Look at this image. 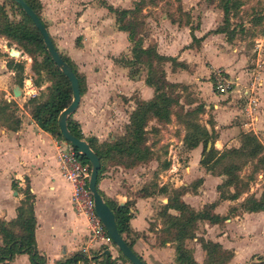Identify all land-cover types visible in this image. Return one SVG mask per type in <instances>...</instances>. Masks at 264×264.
I'll list each match as a JSON object with an SVG mask.
<instances>
[{"label": "crops", "instance_id": "obj_1", "mask_svg": "<svg viewBox=\"0 0 264 264\" xmlns=\"http://www.w3.org/2000/svg\"><path fill=\"white\" fill-rule=\"evenodd\" d=\"M135 1L38 0L40 19L55 48L70 59L83 77L78 104L69 115L78 123L83 138H95L98 148H106L126 135L130 130V115L138 101L149 100L154 93L153 87L145 82L146 65L133 59L127 32L117 27L114 13L107 8L108 4L114 8H132ZM205 5L204 0H196L191 5L182 3V9L190 8V18L199 15V23L192 26L191 22L179 23L166 14L154 21L149 13H153V10L144 2L140 6V19L141 27L145 25L146 28L137 31L134 37L140 39L142 48L153 46L158 54L173 58L163 61L164 78L169 82L189 84L195 89L198 103L203 108L199 115L206 117L200 118L199 122L209 132H213L212 145L215 148L236 146L240 132L253 133L260 141L258 134H264V65L262 70L257 71L259 81L256 102L250 108L247 107L249 114L241 111L225 94L212 90L208 79L210 71L222 66L233 72L244 58L241 56L242 59H238L235 50L229 49L230 44L220 36L222 32L209 31L212 26L206 27L207 16L217 12ZM218 35L220 43L215 40ZM4 76L0 74V77ZM167 124L168 121L162 122L149 116L143 125L144 144L150 151L149 157L126 164L109 149L106 155L103 154L101 175L96 181V188L116 206L132 201V204L129 203V211L132 212L128 219L130 232L126 240L131 241V249L146 263L136 247H151L144 235L152 234L148 213L154 193L146 190L142 183V186H138L142 179L137 174V167L159 166L161 170H166L167 165L163 166L161 161V135ZM154 132H158L159 139H150ZM208 142L210 145L211 141ZM179 143L183 144L182 140ZM182 146L188 156L186 171L197 172V185L205 179L212 180L214 191L218 194L216 185L224 176L208 171L199 164L201 143L191 148L184 144ZM176 165L179 166L178 160ZM12 183H15V188ZM159 183L158 188L163 186L164 181ZM197 185L192 187V194H197ZM25 187L32 195L34 242L38 253L44 256L43 264H56L74 253L81 255L77 264H104L107 255L112 261H121L117 247L108 236H88L86 219L73 208L70 186L59 172L54 137L27 112L25 115L20 114V122L12 129L0 126V219L10 220L15 216V207L24 196ZM187 188L180 194V199L185 203L183 195L188 192ZM229 190L233 191L231 186ZM163 192L158 189L157 194L163 196ZM241 192L242 195L246 194ZM238 196L234 199L217 196L212 207L213 213L221 215V203H234ZM227 221L226 224H229ZM238 223L240 225L233 226V229L238 227L235 230L241 234H244L241 229L256 228L251 231L254 233L252 237L249 238L245 233L244 237L230 238L233 231L227 229L214 240L222 248L230 249L229 263L232 264H241L252 254L261 252L259 247L250 248L248 243L256 242L257 239L264 244V208L243 210ZM246 245L248 249L244 253L242 247ZM0 264L30 262L28 255L20 252Z\"/></svg>", "mask_w": 264, "mask_h": 264}, {"label": "rangeland", "instance_id": "obj_2", "mask_svg": "<svg viewBox=\"0 0 264 264\" xmlns=\"http://www.w3.org/2000/svg\"><path fill=\"white\" fill-rule=\"evenodd\" d=\"M143 1L153 10V13L152 11H149V13H151L154 21H157L162 14H166L170 19L176 20L179 23L191 22L190 25L192 26L194 23H199V15H197L196 18H190L188 12L190 8L185 7L182 9V3L191 5V3L196 0ZM233 1H239V4L232 8L229 13L228 28L232 31V37L230 40H227L224 34L220 36L230 44V50L231 48L235 50L238 59L241 58V56L244 59L241 61V64L238 65L237 70L235 69L233 72L227 71L222 66L218 67L223 68L228 73L231 80L235 82L233 87L235 90L222 93L225 94L227 98L231 99V102L238 106L241 111L249 114L250 110H248V108L253 106L256 100L253 99L249 102V105H247V100L251 96H256V86L259 81L257 71L262 70L264 65V0ZM204 2L206 4L205 7L214 8L217 12L216 14L211 12L207 16V21H205L206 27L209 28L212 26V29H209V31H212L215 27L222 24L223 14L220 7L222 0H204ZM230 2H232V0H230ZM0 4L3 5V10L9 20L16 21L21 18V13H19V10L10 0H0ZM141 12L139 8L138 11L133 13V18L139 23L141 22ZM143 28H146V26L142 25L141 27V24H138L137 31H142ZM215 40L220 43L219 35ZM11 50L18 51L19 54L13 56L10 54L12 52ZM31 50L32 52H30ZM33 57L40 61L42 56L38 54L37 51L33 50L31 43L20 44L0 34V74H5L4 77H0V106H3V104L6 105L3 110H0V126H6L12 129L20 122V114L25 115V112L30 114L33 104L43 100L46 96L47 87L51 84L52 77L47 67L39 69L38 72H34L31 68ZM14 62H18L22 65L21 70L11 67ZM163 63V61L156 62L152 60L153 67L155 68L162 67ZM156 73L159 74L158 71ZM210 74L208 79L211 83ZM24 79H30L31 84L29 85L27 82L24 83ZM15 86L18 88V94H13L12 90ZM211 88L213 90L212 83ZM244 88L248 89L247 94L250 92L249 96L246 97V95H241V97H238V94H242L240 91L243 92ZM163 89L175 100L171 105L170 119L161 135L163 139L161 145V161L163 162V166L164 163H167V167L166 170H161L159 166L150 167L141 165L137 167V174L141 176L142 179V182H139L138 186H142L143 184L146 190H151L154 193L153 199L150 200L151 210L148 213L149 228L152 230V234L149 235L147 233L144 235V237H146L145 240H147L146 243L148 244L149 242L152 248L137 246V251L144 257L148 264H184L183 261L177 260L176 258L177 253L175 245L180 243L198 264H232L229 263V259H224V253H230V249H217V251L214 250L212 252V256H208L205 252V243L209 240L211 242H216L214 241L215 237L217 238L227 229L228 231H233V233L230 232L233 234L230 238L234 239L235 237H244L246 235L245 233H247L249 238L252 237L251 234H254L251 231L256 228L252 230L247 228L241 229V231L244 232V234H241L240 231L238 232L235 230V228L238 227L233 229V226L240 225L238 222L239 217H241V212L243 211L241 206L243 198L247 195L257 196L264 190V134H258L260 138L259 142L262 145V150L258 156L247 157L241 155L230 159L235 161L239 166L237 174L240 177L241 185H236V187L237 189L241 188L242 192L246 193L245 195L240 194L238 198L235 199L234 203H221L220 209L223 211L221 216H227V220H229V218L231 220L227 221L220 218L216 222H210L207 219L198 218L194 221H186L188 224L185 225L183 229H186L184 234L188 236L179 238L178 228L172 223L173 220L169 216L175 215L184 219L188 215L189 208L194 210L201 209L212 214L214 212L212 208L214 205L213 202L217 199L218 194L214 191V182L212 180L205 179L197 185V177L199 176L197 172L193 171L188 173V171H186L185 166L188 165V156L185 154L186 150L182 146L183 144L179 143L180 140H182L185 127L183 123L177 119L180 118V120H183L185 112H189L191 108L198 104V96L196 95L195 89L189 84L180 83H177V85H165ZM191 117L193 119L196 118L198 121L200 118L201 120L202 118H206L205 116L201 117V115H199V113L196 114V112H193ZM15 121H17V124ZM157 134L158 132H154V134L150 136V139H159ZM240 134L241 132L239 133V138ZM239 144L240 141H238L236 146ZM177 160L179 161V166L176 165ZM172 163H174V166H172ZM216 168L218 169L219 165H217ZM162 180L164 181L163 187H165V190L162 194L163 196H160L157 193L160 188H158L159 182ZM244 183L246 186H244ZM194 185L198 186L196 189L197 194H192V187H194ZM236 187L231 186L232 189ZM185 188H187L188 192L184 193L183 199L186 201L187 207L181 211L167 207L166 205L169 204V202L172 203L174 193L180 192V190ZM222 190L226 191L228 187L224 186ZM218 201L219 200H217V202ZM128 202L132 204L131 200H128ZM226 221L229 222V224H226ZM239 245L243 244L240 243ZM248 245L250 248L259 247L261 252L252 254L241 264L258 262L261 258V260L264 261V244L256 239V242L248 243ZM248 245H246L247 247H242L244 253H246ZM119 258L121 261H113V264H123L122 262L131 264L128 260L124 261L120 256Z\"/></svg>", "mask_w": 264, "mask_h": 264}, {"label": "trees", "instance_id": "obj_3", "mask_svg": "<svg viewBox=\"0 0 264 264\" xmlns=\"http://www.w3.org/2000/svg\"><path fill=\"white\" fill-rule=\"evenodd\" d=\"M10 1L19 10V13H21V18L16 21L9 20L3 10V5L0 4V34H3L20 44L31 43L33 50L37 51V53L41 54L42 56L40 61L33 57L31 68L34 70V72H38L39 69L47 67L49 68L48 72L52 77V82L47 87L45 98L33 104L32 109L30 110V115L42 129L50 132L54 138H62L58 130L56 117L58 112L70 101L71 91L69 82L65 75L55 66L54 62L50 58L42 42L41 35L32 23L31 19L22 11L20 6L14 2V0ZM24 1L34 10L40 19V5L38 0ZM143 3V0H136L132 8H114L109 4L107 5V8L114 13L117 27L127 32L128 39L131 42L130 51L133 59L137 62H143L146 65L145 82L153 87V96L149 100L138 101L136 109H134L130 115V122L128 126V129L130 130H128L126 135L113 141L112 144L106 148L101 146V148H98L95 145V138L93 137L83 138L78 128V123L73 120L70 115H68L66 118V126L68 130L76 137L85 139L88 142L89 147L98 156L100 166L97 171V179L100 177L103 167L101 161L103 154L106 155L109 149L113 150L118 155V158L126 164H133L135 162L146 160L149 157L150 151L148 150L147 145L144 144L145 136L143 135V125L149 116H154L156 119L162 122L169 121L171 105L175 101L167 92H165L163 87L165 85H177V83L167 81L164 78L162 67L160 66L155 68L152 64V60H155L156 62H162L166 59L172 60L173 58L158 54L153 46L142 48L140 45V39L134 37L137 33L138 24H141V22L139 23L133 18V13L138 11ZM238 4L239 1L232 0V2H230V0H222V4L220 5L223 14L222 24L212 30L213 32H222L226 36L227 40H230L232 37V31L228 28L229 13L230 10ZM30 52H32V50ZM59 54L76 74L80 93L83 87V77L76 71L73 63L68 57L61 54L60 52ZM11 67L21 70L22 65L18 62H14L12 63ZM157 71L159 74L156 73ZM5 107L6 105H1L0 110H3ZM202 111L203 108L201 104L198 103L195 107L191 108L189 112H185L183 120H180V118L177 119L182 122L185 127L182 142L187 148L194 147L198 143H201L200 158L198 161L199 164L208 171L213 173L215 172L217 174H223L224 177L222 181L216 185L218 196L220 198L234 199L240 194L242 190L241 188L237 189L236 187V185L241 183L240 177L237 174L239 166L235 161L230 159H232V157L241 155L247 157L258 156L262 150V145L254 134L242 132L240 134V144L238 146H230L222 149L215 148L212 145V140L214 137L213 132H209L196 118L193 119L191 117L193 112L198 114ZM15 122L17 124V121ZM208 141H211V143L207 146ZM79 158L82 162H85L89 165L88 160L84 155L80 154ZM166 165L167 163L164 164V166ZM217 165H219L218 169L216 168ZM12 186L15 188V183H12ZM224 186L228 187V190L223 191L222 187ZM229 186H234L236 188L233 189V191H230ZM244 186H246L245 183ZM159 189L164 191L165 187L162 186ZM97 191L101 194L107 205L112 209L116 228L131 248V241L126 240V237L130 232L128 219L132 215V212L129 211V202L125 201L122 205L116 206V204L109 202L99 189H97ZM182 191L183 190H180V192H175L172 198V203L169 202V204L166 206L180 211L185 209L187 205L180 199V194ZM23 194L24 196L19 200V203L15 207V216L10 220L0 219V262L10 259L15 253L25 252L28 255L30 264H43L44 256L38 253L34 242L33 231L35 219L31 205L32 195L28 192L27 187L24 188ZM241 206L243 210L248 211L263 209L264 190L261 191L258 197L253 195H247L244 197ZM169 217L172 218V223H174L178 228V237L182 238L184 236H188L184 234L186 229H183V227L188 224L186 221H194L195 219L201 218L207 219L210 222H216L220 218L225 219L227 216H221L216 213L211 214L201 209L194 210L189 208L188 215L184 219H181L179 216L175 215ZM175 248L177 260L183 261L184 264H198L190 256L182 244H176ZM217 249H223L218 242H211L209 240L207 243H205L206 255L212 256V252L214 250L217 251ZM119 256L124 261H127L120 251ZM229 258L230 253L225 252L224 259L227 260ZM79 259H81V255L79 253H74L64 260L56 262V264H77ZM261 259L260 261L253 262L251 264H264V261ZM104 264H113V261L109 258V255H107Z\"/></svg>", "mask_w": 264, "mask_h": 264}, {"label": "water", "instance_id": "obj_4", "mask_svg": "<svg viewBox=\"0 0 264 264\" xmlns=\"http://www.w3.org/2000/svg\"><path fill=\"white\" fill-rule=\"evenodd\" d=\"M22 11L31 19L32 23L41 35L42 42L56 65V67L65 75L69 82L71 98L69 103L64 106L57 114L56 121L58 130L61 137L74 146L80 154L84 155L89 163V176L87 181V187L91 193L93 199V209L96 215L99 217L103 224L106 233L110 240L115 244L120 253L131 263V264H146L126 243L123 237L120 235L116 228L114 215L112 209L103 200L101 194L96 189L97 171L100 166L99 158L96 153L89 147L88 142L83 138H78L72 134L66 126L67 116L75 109L79 100V85L77 76L71 67L63 60L57 49L55 48L45 26L36 15L34 10L24 0H14ZM13 94H18V88H13ZM209 142H207V146ZM122 205L119 203L118 206ZM105 254L108 251L104 250Z\"/></svg>", "mask_w": 264, "mask_h": 264}, {"label": "built area", "instance_id": "obj_5", "mask_svg": "<svg viewBox=\"0 0 264 264\" xmlns=\"http://www.w3.org/2000/svg\"><path fill=\"white\" fill-rule=\"evenodd\" d=\"M213 90L219 93L235 90L234 83L228 73L223 69L216 67L210 74ZM30 83V79H24V83ZM28 85V86H29ZM29 89V88H28ZM248 89L244 88L241 95H246ZM255 99L251 96L247 100V105ZM54 148L58 169L63 178L70 186V202L76 212L82 214L86 219L88 236L90 238L107 236L106 230L99 217L93 209V199L87 187L89 176V165L82 162L79 158L80 152L63 138H54Z\"/></svg>", "mask_w": 264, "mask_h": 264}, {"label": "bare ground", "instance_id": "obj_6", "mask_svg": "<svg viewBox=\"0 0 264 264\" xmlns=\"http://www.w3.org/2000/svg\"><path fill=\"white\" fill-rule=\"evenodd\" d=\"M12 51V50H11ZM11 55H15V56H17L18 54H19V52L18 51H15V50H13L11 53H10Z\"/></svg>", "mask_w": 264, "mask_h": 264}]
</instances>
